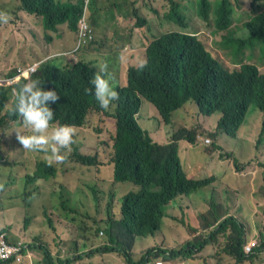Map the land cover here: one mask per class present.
<instances>
[{
  "label": "trees",
  "instance_id": "obj_1",
  "mask_svg": "<svg viewBox=\"0 0 264 264\" xmlns=\"http://www.w3.org/2000/svg\"><path fill=\"white\" fill-rule=\"evenodd\" d=\"M99 1L111 4L105 8V10L108 8V11L94 12H104L103 22L110 26L108 34L114 44L119 45V49L135 48L137 45L145 47L144 67L131 65L125 83L119 82L115 72L113 86L118 92V98L107 109H103L92 93L85 91L91 87L89 81L94 74L95 61L91 59L87 61L82 58L66 66L50 65L55 61L49 60L40 65L34 75L24 77L23 81L37 79L41 84L44 83V88L51 90L55 88L58 93V101L50 104L54 117L49 125L54 128L70 125L74 128V143L70 145V149L62 150L67 157L62 164L75 162L90 167L101 165L98 154L81 153V143L75 142L78 129L89 128V122L97 123L102 130L107 129L112 138L113 153L107 162L109 167L113 166L111 176L113 185L131 182L132 188L137 191L119 197L116 190H113L104 208L106 219L103 221L98 220L97 216L94 217L90 221V228L86 229L90 235L82 239L77 234L80 250L76 245L73 252L59 248L54 241L52 243L45 239L46 231L41 230L32 243H26L21 237L10 234L11 223H0V234L6 233L8 241L20 243L22 249L20 261L14 257L0 260V264H85L86 258L93 259L107 252L124 255L127 264H149L144 257L135 259L132 251L138 237L149 236L159 238L161 242L169 244L170 248L161 249L164 251L163 254L158 248L149 249L146 253L162 254L174 263L180 262L182 258L193 261L199 256L205 258L203 264H230L228 256L232 257V264H248L253 263L255 258H262L264 153L263 156L251 157L244 163L236 156L232 146L224 145L220 137L237 141L245 127H249V115L254 110L261 114V122L254 132V144L259 148L264 141V70H260V66L264 65V0H253L251 3L253 14L245 23L247 32L245 36L238 37L233 30L221 36L220 49L225 52L230 64L221 58L220 52L213 53L209 50L207 44L210 42V35L189 30L190 20L187 12L196 11L206 25L212 28L211 34L215 35L230 29L236 11L246 1L241 4V0H194L187 3H183L182 0H165L169 9L162 21L173 26L156 35L150 30L151 18L142 13V6L138 5V0ZM19 2V10L37 18L41 17L42 32L45 35L48 31L57 32L61 24H67V27L74 31L73 27L78 24L84 7L82 0H73L70 6L56 4L54 0ZM91 2L98 4V0ZM145 4L153 14L158 15L157 9ZM130 19L135 20V27L146 28L147 31L141 33L137 28L133 31L131 27L123 29L122 20ZM93 21L96 26L101 24L95 16ZM118 23H121L119 28L116 27ZM48 39L51 40V36H48ZM256 42L258 45L253 47L255 49L253 55L255 56L259 50L262 59L260 64L250 62L254 57L246 59L245 47ZM90 44L97 50L95 42ZM28 55L30 59L19 60L22 65L17 66L18 68L35 64L33 55ZM103 59L111 66L118 63L116 59L113 60L114 63L107 56ZM62 68L69 70L70 86L65 85L64 80L55 74ZM13 72L15 70H10L8 76H12ZM18 87L8 82H0V128L19 118L13 111ZM191 101L196 102L203 113L209 115L221 113L215 127L207 130L204 129L203 123H198L191 127H181L176 131L170 130L165 124L171 120L173 112ZM146 102L151 103L158 112L151 106H145ZM9 104L10 107L6 109ZM148 107L165 122L160 127V132H151L141 123L149 122L143 117L144 110ZM12 124L23 126L18 121ZM101 129L97 128L96 131L101 132ZM200 138L204 142L206 138L210 139V143H207L209 145H205L202 150L209 161L216 159L221 162L227 159L232 164V170L239 172L249 168L259 169L260 180L256 179L254 182L255 178L251 177L252 188L245 187L243 190L246 196L243 198L244 205H247V201H254L255 215L262 218L261 238L254 244L252 253L245 251L251 234L246 231L244 223L237 219L236 206L240 204L244 214H247L248 210L253 211L244 209L243 204L237 202V198H240L237 194H221L213 184L214 175L198 176L184 169L181 153L185 152L184 155L187 156ZM5 139V133L0 134V161L5 155ZM12 141L11 147H21L17 137ZM21 148L31 153V150ZM254 160H258L257 163H254ZM59 169L66 175L64 171L67 172V168H59L53 164L46 166L44 162L39 161L34 172L28 175L25 188L38 180L55 177ZM13 184V181L9 180L3 190H0V202H5L8 189ZM60 185L63 190L58 192L63 195L61 197L66 198L62 202L56 200L54 203L60 215L70 218L66 224L68 229L72 230L71 224L72 221L76 222L77 215L84 217L90 215L93 209L92 198L100 215V205L105 199L102 196L104 191L97 189L94 183H88L87 187L91 193L87 197L85 194L88 192L79 184L71 183L69 186L61 182ZM34 190H37L36 186L31 191ZM64 191L68 194L64 195ZM180 195H190L189 202L182 201L187 205L186 210L179 216H173L172 220L165 219L164 205ZM193 202L196 208L207 207L209 214L202 213L199 219L196 211L191 213ZM181 209L184 207L181 206ZM203 217L208 218L207 223L200 222ZM59 223L60 221L50 218L43 226H48L47 230L51 228L53 230ZM161 229L163 231L156 235ZM58 237L60 238L59 235ZM96 238L100 241L95 242ZM182 241L185 242L182 244ZM173 243L179 248H175ZM88 247L90 250H87ZM30 252L40 255L41 258L33 259Z\"/></svg>",
  "mask_w": 264,
  "mask_h": 264
},
{
  "label": "rangeland",
  "instance_id": "obj_2",
  "mask_svg": "<svg viewBox=\"0 0 264 264\" xmlns=\"http://www.w3.org/2000/svg\"><path fill=\"white\" fill-rule=\"evenodd\" d=\"M194 0H182L183 3L192 2ZM243 1H246L245 4H242ZM251 1V2H250ZM250 2V3H249ZM253 0H241V8L238 9L235 13L233 24L229 30H223L218 32L215 35L211 34L212 28L207 26L206 23L200 18L196 11L190 10L187 12L188 19L190 20V31H196L200 33H206L210 35V42L207 44L209 50L213 53L220 52L221 58L227 63L230 64L229 58L226 56L225 52L220 49L222 44L221 36L229 33V31H236V36L242 37L247 34L245 30V23L250 19V16L253 14V5L251 4ZM147 3L152 8L158 10V15L153 14L148 7ZM19 5V0H0V10L6 11L11 15V20L7 24L0 23V77L8 76V72L15 70L17 66L22 65L19 60H28L29 55H33V61H36L34 65L26 67L24 70L27 73V76H32L35 74L40 65L46 63V61L57 58L55 54L67 51L74 47L76 34L72 32L70 36H67L63 39L56 40L54 37L51 40L48 39L49 33L46 35L43 34L41 17L37 18L35 15H29L22 11H19L17 6ZM105 8L111 5L108 2H104ZM138 5L142 6V13L150 19V30L154 35L167 31L172 28L173 24L166 23L162 21L164 14L168 11L169 7L165 0H138ZM104 8V10H105ZM109 9L107 8L108 11ZM104 13V12H101ZM93 17H91L92 19ZM152 20V21H151ZM131 27L134 31L135 20L130 19V21L122 20V28ZM141 33H145L146 28H137ZM110 31V26L100 24L99 26L94 27V41L97 42L96 46H100L99 50H96L92 47H89L88 44L85 46L83 51L91 60H94V65L98 63L106 64L103 59L104 53H119L118 63L116 65V73L119 82L125 83L127 79V71L131 65H140L141 62H145V47L136 46L135 48L124 47L119 49V45H115L112 39L110 38L109 42L101 43L99 34L103 35ZM52 41V42H51ZM258 45V42L254 43L252 46L245 47L246 59H250L251 63L260 64L261 54L259 50L256 51L255 56L253 47ZM85 54L77 52L75 56L70 58L59 57L58 65L66 66L68 61H71L73 58L74 61H78L80 58H85ZM113 61L112 57H108ZM114 62V61H113ZM247 62H249L247 60ZM115 63V62H114ZM260 70H264V65L260 66ZM145 106H151V108L158 112L157 109L149 102L145 103ZM10 107V104L6 109ZM255 108L254 106H251ZM148 107L144 110V118L148 119V123H142V125L150 130L151 132H160V127L162 126V118L154 114V111ZM5 109V111H6ZM257 109V108H255ZM221 113L216 112L211 115L203 113L196 102H188L185 106L176 109L172 116L171 120L167 121L165 125L170 127V130H178L181 127H191L198 123H203L205 128L209 130L210 128L215 127L217 119ZM250 122L249 127H245L244 132L237 141L231 140L230 138L220 137L222 143L227 146H232V149L235 151L236 156L239 160L247 162L251 157L263 156L264 153V141L259 148L254 144V132L257 129L258 125L261 122V114H258L256 111H252L249 115ZM91 119V118H90ZM90 121V120H89ZM12 122H8L4 125L3 128H0V134L5 133V150L4 158L0 162V174H6L5 178L15 182L7 192V198L5 199L6 208L0 207V223H10V220L19 221L16 224L11 222V229L15 231L24 242L32 243L34 239L39 236L40 231H46V238L48 241H53L58 245L59 248H64L73 252L75 250V240L79 242L78 250H80V241L78 237H75L76 234L80 235V238L84 236H89L86 232V229L90 228V221L94 217H98V220L106 219L105 207L107 206L109 195L113 190H116L117 196L124 197L125 194L131 191H137V189L132 188L133 184L131 182H125L123 184L113 185V180L111 176L113 175V166L112 168L108 166V158L110 154L113 153L112 149V138L107 129H101L100 125L94 122H89V128L78 129L75 142L81 143V153L85 154H98L99 161L101 165L99 166H82L75 162L62 164V162H57L56 165H60V168H67L66 175H63L62 170L58 171L55 177H50L45 180L38 181V191L37 194L31 195V190L34 187V184H28L26 186V180L28 175L34 172L37 162L40 159H48L49 153H43L40 151H31L28 152L23 150L21 147H11L10 143H13L12 139L16 137L15 129H20L19 125H14ZM113 125V124H112ZM54 127L49 125V128L46 131V135L51 132ZM100 128L101 132H97L96 129ZM172 130V131H173ZM26 134H30V129L22 128ZM167 141V140H166ZM164 141V142H166ZM205 145H209L200 138L199 142L193 146V153L200 156L199 160L191 161L185 154L181 153L182 162L184 163L185 171L193 173L198 176L206 175L208 171L210 175L215 176L214 185L218 188L221 194H237L240 198H237V202L243 204L244 209H250L253 212L249 211L247 214L242 212V207L240 204L236 206L237 219L244 223L246 231L251 234L252 239L250 243H256L261 238L260 227L262 224V219L259 215H255L256 208L254 207V201H247V205H244L243 193L245 187L252 188V178L260 180L259 169H247L242 172L232 170V164L224 159L221 162H218L216 159L203 163L202 161L207 157L204 155L202 150L205 148ZM264 158V156H263ZM258 161V160H257ZM254 160V163H257ZM54 163V162H52ZM243 164V163H242ZM102 172V173H101ZM101 173V174H100ZM99 174V175H98ZM97 177L99 180L97 181ZM67 183L69 186L71 183H76L81 185V188L88 193L85 194V197L90 195V190L87 186L88 183H94L97 189L104 191L102 195L105 199L102 205H100V215L96 210V204L92 198V211L89 216H76V222L72 221L73 230H70L66 227L67 222L70 218L60 215L56 211L55 201H63L66 197L62 194H59L58 190L62 191L63 187L60 183ZM234 190V191H233ZM83 191V193H84ZM253 192V191H252ZM64 195H67L68 192L64 191ZM72 196V195H70ZM61 197V198H59ZM79 203V202H78ZM4 204V205H5ZM192 204L191 213L196 211L198 217L200 214H209L207 207H198L196 208L195 203ZM205 206V205H202ZM250 212V213H249ZM242 213L244 215H242ZM253 217L251 218V214ZM99 215V216H98ZM54 221H60L58 225H55V229L47 230L48 226H43L48 219ZM200 219V217H199ZM208 218L203 217L200 222L207 223ZM30 222V223H29ZM27 227H26V225ZM163 231L161 229L156 233ZM57 233H60L64 238H73L68 242L61 240ZM155 235V236H156ZM17 236V237H19ZM138 237L136 239L137 243L134 245L132 251L135 259L145 258L149 264H203L205 258L199 256L196 260L191 261L192 259L182 258L180 262L174 263L172 260L165 258L162 254L165 247L170 248L169 244L160 241L156 237ZM100 241L99 239L95 242ZM185 241H182V244ZM28 246V244H26ZM175 248H179L174 243L172 244ZM159 249L162 254H152L146 253L149 249ZM162 249V250H161ZM77 250V251H78ZM90 250V247L87 248ZM155 251V250H154ZM146 253V254H145ZM33 259L41 258L40 255L33 254L30 252ZM230 259V264H232V257L228 256ZM262 258H255L253 263L248 264H264L261 260L264 259V253L261 255ZM190 260V261H189ZM30 263V262H28ZM32 264V263H30ZM85 264H127L124 255L118 252H107L105 255H98L93 259L86 258Z\"/></svg>",
  "mask_w": 264,
  "mask_h": 264
},
{
  "label": "clouds",
  "instance_id": "obj_3",
  "mask_svg": "<svg viewBox=\"0 0 264 264\" xmlns=\"http://www.w3.org/2000/svg\"><path fill=\"white\" fill-rule=\"evenodd\" d=\"M54 1L56 4L59 5L70 6V3L73 0H65V1L54 0ZM82 1H84L83 12L78 20V24L75 25V27H73L74 31H71L67 27V24L59 25L57 32L48 31L50 32L49 36H51V38L54 37V39L56 40H60L67 36H70L72 32L76 34L74 47L67 51H62L55 54V56H57L58 59L57 58L50 59L55 61L50 65H57L59 57L70 58L71 56H75L77 52H81V54H85L83 51L85 50L86 44H88L89 47H92L90 43L93 44L95 42L93 40L94 27H95L93 18L95 14L100 12L101 10L105 11L104 10L105 5L99 0H98V4L92 3L91 0H82ZM94 10H98V12L95 13ZM22 12L26 13L25 11ZM91 17L93 18L91 19ZM10 20H11V15L6 11L0 10V23L7 24L9 23ZM96 44L97 42H95V46ZM96 47L97 50H99L100 46H96ZM102 56L103 57L107 56V58L112 57L113 60L116 59L118 62L119 53H115L114 55H112L111 53H104ZM71 59L72 60L68 61L67 64L72 63L74 61L73 58ZM84 59L88 61L90 58L85 54ZM139 67L143 68L144 63L141 62ZM25 68L26 67L24 68L16 67L15 72L12 73V76L0 77V82H8L10 84L19 86L18 89L16 90L13 111L15 114L19 116V118L14 121L21 122L23 126H20V129H15L16 137L24 149L49 153L47 160H45L46 158L39 160L44 162L46 166L52 164L56 165L57 162H63L67 158L65 152L62 150L70 149V145L74 143V128L70 125H60L58 127L53 128L51 132L48 133L47 135L45 134L47 129L49 128V122L52 121L54 117V112L50 107V104L57 102L59 96L55 88H53V90L49 88H44L43 87L44 83L41 84L40 81L37 79H31L28 80L27 82H24L23 78L27 76V73L24 70ZM93 70H94V74L89 81L91 87L85 89V91L92 93L94 99L99 103L101 108L107 109L109 105L118 98V92L115 90L113 86V84H115L114 74L116 72V65L111 66L110 64L106 65L102 63H98L95 65L93 64ZM55 74L58 75L59 78L64 80L65 85H69L68 69L62 68L61 70L57 71ZM22 128L30 129V134H26L23 131H21ZM68 163L70 164L71 162ZM60 165L62 167L61 163ZM5 175L6 174H0V190H3L4 186L6 185V182L9 181V179L5 178ZM38 181L34 184V186L37 187ZM37 191H38V187L37 190L31 191V195L37 194ZM189 196L190 195H180L175 200L170 199L164 205L163 217L165 219L172 220L173 216L181 215L183 210H186L187 208V205L184 204L182 201L189 202L188 200ZM4 204L5 202H0V207L2 206L6 208L7 203L5 205ZM181 206H183L184 209H181ZM13 222L15 224L17 222L19 223V221L17 220L16 221L13 220ZM71 227L73 230V224H71ZM57 235H59L60 239L63 240L64 242H68L69 240L73 239V238H64L60 233H57ZM252 239H250L246 243V245L250 244V241ZM75 243L77 244L76 240ZM252 252H254V244L252 246V250L247 253H252Z\"/></svg>",
  "mask_w": 264,
  "mask_h": 264
},
{
  "label": "built area",
  "instance_id": "obj_4",
  "mask_svg": "<svg viewBox=\"0 0 264 264\" xmlns=\"http://www.w3.org/2000/svg\"><path fill=\"white\" fill-rule=\"evenodd\" d=\"M206 143H210V139H205ZM254 243L245 246V251L250 252ZM21 244H15L8 241L6 233L0 234V260H8L16 257L17 261L21 259Z\"/></svg>",
  "mask_w": 264,
  "mask_h": 264
},
{
  "label": "crops",
  "instance_id": "obj_5",
  "mask_svg": "<svg viewBox=\"0 0 264 264\" xmlns=\"http://www.w3.org/2000/svg\"><path fill=\"white\" fill-rule=\"evenodd\" d=\"M95 17H96V19L99 21V23H101V24H104V20H105V15L103 14V13H96L95 14ZM94 25H95V27H96V24L94 23ZM104 25H106V24H104ZM116 27H121V23H118L117 24V26ZM109 32L107 31V33H104L103 35H100L99 34V38H100V41H101V43H106V42H109L110 41V35L108 34ZM185 142H187V141H185ZM188 143V142H187ZM180 149H181V141H180ZM194 150V149H193ZM193 150L191 151V152H189L188 153V155H187V157H188V159L189 160H191V161H197V160H199V158H198V155H196V154H194L193 153ZM213 161H214V159H213ZM203 163H206V162H208V159L207 158H205L203 161H202ZM206 175H210L209 174V172L207 171L206 172ZM205 176V175H204ZM12 222V220H10V223ZM11 235H14V236H19L18 234H16L15 233V231L13 232V230L11 229V233H10ZM24 235H25V233L23 234V238H24ZM20 237V236H19ZM75 237H78V235L76 234L75 235ZM22 238V239H23ZM21 239V240H22ZM79 245V242L77 241V246ZM78 253H80V252H78ZM77 253V254H78ZM76 254V255H77Z\"/></svg>",
  "mask_w": 264,
  "mask_h": 264
}]
</instances>
